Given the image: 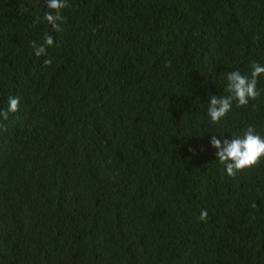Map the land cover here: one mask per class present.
<instances>
[{
  "label": "trees",
  "instance_id": "trees-1",
  "mask_svg": "<svg viewBox=\"0 0 264 264\" xmlns=\"http://www.w3.org/2000/svg\"><path fill=\"white\" fill-rule=\"evenodd\" d=\"M47 11L0 0V264H264V158L230 177L211 145L264 137V74L208 115L264 65V0H68L58 32Z\"/></svg>",
  "mask_w": 264,
  "mask_h": 264
},
{
  "label": "clouds",
  "instance_id": "clouds-1",
  "mask_svg": "<svg viewBox=\"0 0 264 264\" xmlns=\"http://www.w3.org/2000/svg\"><path fill=\"white\" fill-rule=\"evenodd\" d=\"M66 7H68V0H47V8L50 11L44 13V20L57 32L60 31L59 22L63 20L61 12ZM32 46L37 57L46 56L47 49L54 46V37L47 34L43 43L37 45L33 42ZM44 64L50 66L52 59H45ZM251 69L250 78L242 75L238 70L227 73L228 85L226 91L230 95L209 96L208 115L213 123H219L226 117L231 111L233 100L237 101L239 106H245L250 99L255 100L260 96L261 90L257 89V78L264 74V65L253 62ZM19 105V97H9L7 109L0 110V118L7 121L9 113H16ZM0 130H7L2 123H0ZM211 145L217 150L218 161L224 166L227 175L230 177H234L238 172L256 167L264 158V137L258 135L252 127H249L242 136H232L231 140L223 139V136L221 139H217L213 135ZM252 206L256 207L255 203ZM207 219V210H202L200 220L206 221Z\"/></svg>",
  "mask_w": 264,
  "mask_h": 264
}]
</instances>
